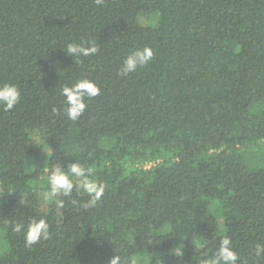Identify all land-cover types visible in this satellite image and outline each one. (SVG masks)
Instances as JSON below:
<instances>
[{
    "label": "trees",
    "instance_id": "1",
    "mask_svg": "<svg viewBox=\"0 0 264 264\" xmlns=\"http://www.w3.org/2000/svg\"><path fill=\"white\" fill-rule=\"evenodd\" d=\"M81 41L100 50L77 64L64 51ZM144 46L152 60L118 75ZM81 77L101 92L72 121L60 89ZM5 83L22 100L0 109V264H200L224 236L264 264V0H0ZM76 160L101 200L44 206V175ZM41 216L51 238L28 247L13 224Z\"/></svg>",
    "mask_w": 264,
    "mask_h": 264
},
{
    "label": "clouds",
    "instance_id": "2",
    "mask_svg": "<svg viewBox=\"0 0 264 264\" xmlns=\"http://www.w3.org/2000/svg\"><path fill=\"white\" fill-rule=\"evenodd\" d=\"M104 0H95L97 6H102ZM99 47L89 41L80 43L72 42L66 46L65 54L73 59L74 63H82L81 58L97 55ZM153 58L151 47L131 51L122 61L118 75L126 77L129 74L145 67ZM100 87L98 84L88 78L81 77L76 79L70 85H63L60 94L64 98V114L72 121L78 120L87 108V99H92L100 95ZM22 100L19 87L14 83H5L0 85V109L3 111H12ZM54 112L59 111L53 109ZM91 170L86 168L78 160L69 163L66 166L56 163L47 176V185L49 191L44 194L45 201L55 199L58 196L70 197L75 191L77 195H86L87 200L83 204H79L77 200H72L73 205H78L85 210L95 207L103 197L107 185L103 181L92 179ZM58 208L65 206L63 199H55ZM18 205L27 207L28 201L21 197ZM13 231L23 233L26 246L31 247L41 241H47L51 238L50 224L46 217L29 218L27 224L24 222H16L13 224ZM183 243L178 244L173 249L176 257H182L184 252ZM255 256L264 258V244L257 243L254 246ZM241 257L234 249L231 237L224 236L219 240V244L215 250L210 253L203 254L200 264H240ZM109 264H126L122 257L118 254L113 256Z\"/></svg>",
    "mask_w": 264,
    "mask_h": 264
},
{
    "label": "rangeland",
    "instance_id": "3",
    "mask_svg": "<svg viewBox=\"0 0 264 264\" xmlns=\"http://www.w3.org/2000/svg\"><path fill=\"white\" fill-rule=\"evenodd\" d=\"M141 21H142V23L144 25H147L149 23H151V24L155 23V19L154 18H151L150 20L149 19H142ZM33 139L36 142H38V145L42 146V152L43 153H46V154L49 153L50 149H49V146H48V141L45 140V138L42 137L41 133L35 132L34 136H33ZM47 176L48 175H44L43 179L44 180L47 179ZM50 202H51V199H49L47 201H45V199H44V203L43 204L45 206V205L49 204Z\"/></svg>",
    "mask_w": 264,
    "mask_h": 264
}]
</instances>
